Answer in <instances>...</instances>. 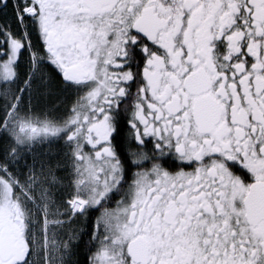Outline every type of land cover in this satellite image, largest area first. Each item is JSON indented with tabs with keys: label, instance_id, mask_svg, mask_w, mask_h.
I'll return each mask as SVG.
<instances>
[{
	"label": "flooded vegetation",
	"instance_id": "flooded-vegetation-1",
	"mask_svg": "<svg viewBox=\"0 0 264 264\" xmlns=\"http://www.w3.org/2000/svg\"><path fill=\"white\" fill-rule=\"evenodd\" d=\"M62 227L76 263L264 256V0H0V264Z\"/></svg>",
	"mask_w": 264,
	"mask_h": 264
},
{
	"label": "rangeland",
	"instance_id": "rangeland-1",
	"mask_svg": "<svg viewBox=\"0 0 264 264\" xmlns=\"http://www.w3.org/2000/svg\"><path fill=\"white\" fill-rule=\"evenodd\" d=\"M105 230L106 229H104V232L106 234ZM51 231L56 235L53 236L56 240L48 241L42 244H32L30 247V257L28 258L30 262L25 264H72V247L69 242L64 241V239L71 238V230H65L62 227L58 229H51ZM34 233L35 235H39L40 231ZM44 234H47V230ZM40 235L42 237L43 233L41 232ZM98 259L99 256H95L94 263L97 264Z\"/></svg>",
	"mask_w": 264,
	"mask_h": 264
},
{
	"label": "snow or ice",
	"instance_id": "snow-or-ice-1",
	"mask_svg": "<svg viewBox=\"0 0 264 264\" xmlns=\"http://www.w3.org/2000/svg\"><path fill=\"white\" fill-rule=\"evenodd\" d=\"M248 59H252V58L251 57H248ZM253 94L256 95L255 93H253ZM259 148H260V144L258 143L256 145L257 151H259ZM244 171H245L246 174H249L246 169ZM244 247L247 248L248 245H245ZM252 247H257V245H252ZM247 258H248V253L245 252V259H247ZM252 259L255 260V264H264V256H261L260 259H256V257H252Z\"/></svg>",
	"mask_w": 264,
	"mask_h": 264
},
{
	"label": "trees",
	"instance_id": "trees-1",
	"mask_svg": "<svg viewBox=\"0 0 264 264\" xmlns=\"http://www.w3.org/2000/svg\"><path fill=\"white\" fill-rule=\"evenodd\" d=\"M87 247H85V254H87ZM72 264H86V261L82 258L81 259V254H80V258H77V263L72 259Z\"/></svg>",
	"mask_w": 264,
	"mask_h": 264
}]
</instances>
